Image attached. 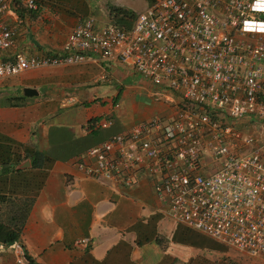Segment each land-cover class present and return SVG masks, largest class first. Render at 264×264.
Listing matches in <instances>:
<instances>
[{"label": "built area", "instance_id": "1", "mask_svg": "<svg viewBox=\"0 0 264 264\" xmlns=\"http://www.w3.org/2000/svg\"><path fill=\"white\" fill-rule=\"evenodd\" d=\"M14 14V0H0L1 52ZM86 60L131 68L172 111L88 148L78 170L126 188L144 172L172 220L264 263V0H154L130 29L85 18L61 54L0 61V81ZM26 256L16 242L0 264H32Z\"/></svg>", "mask_w": 264, "mask_h": 264}, {"label": "crops", "instance_id": "2", "mask_svg": "<svg viewBox=\"0 0 264 264\" xmlns=\"http://www.w3.org/2000/svg\"><path fill=\"white\" fill-rule=\"evenodd\" d=\"M77 4L68 0L70 10ZM47 11L41 6L34 13L24 11L22 17H4L15 34L11 49L0 51V61L10 60L16 53L38 57L61 54L63 42L78 18L59 20L45 15ZM133 72L117 62L86 60L79 65L30 70L0 81L5 92L0 93V143L12 144L8 151L11 155H0V220L11 219L7 207L25 211L18 243L35 264H184L183 255L179 258L177 252L179 260L172 245L174 241L178 246L179 241L185 243L184 235L155 196L144 172L137 173L132 187L126 188L88 178L76 167L78 158L106 135L127 132L155 117V108L161 115L171 113L164 104L151 109L137 105V93L131 91L142 87L122 85ZM102 83L114 87L102 89ZM12 87L17 89L10 91ZM25 88L36 90L38 95L25 97ZM17 96L23 99L14 100ZM60 109H70L79 119L47 123V117H59ZM104 118H111L113 124L99 135L103 129L92 126ZM60 129L72 143H80L79 149L72 147L62 157L49 154L50 142H59ZM27 150L38 151L50 161L33 168L32 159L23 158ZM17 155L22 160L15 167L17 171H11L8 164ZM162 213L174 223L164 224L165 231L158 232L151 222L158 220L161 224ZM85 238L90 240L86 249L74 247L75 241ZM190 245L195 247L193 241ZM10 248L0 245V253L6 254Z\"/></svg>", "mask_w": 264, "mask_h": 264}, {"label": "rangeland", "instance_id": "3", "mask_svg": "<svg viewBox=\"0 0 264 264\" xmlns=\"http://www.w3.org/2000/svg\"><path fill=\"white\" fill-rule=\"evenodd\" d=\"M18 1H19L18 5L20 6H17V8L22 12L26 11L25 7H23L26 0H18ZM35 1L39 7L43 6L48 9L45 15H52V16L54 15L58 17L59 20H67V21L73 20L74 18L76 19L78 18L79 20L78 19L76 20L77 21L76 24L80 20H83L85 18H93L98 25H105L111 22L108 13L109 12L108 9L110 6L122 7L130 11H133L137 15L139 12L143 11L150 4L149 0H76L78 4L76 5L75 9L70 10L68 5V0H35ZM76 14H78V16ZM122 85L126 88L128 87L143 88V89L140 88L141 90L131 91V93L134 92L137 93L135 99L137 105L140 104L143 106H149L150 109L152 106L154 108L156 106L159 107V104L167 105L164 101L158 100L157 96L153 95V93L157 91L156 88L158 87H155L151 85L149 82L143 80L135 72L131 73L130 75H127L124 78ZM159 86L162 87V83ZM99 87H101L102 89H109L108 87L113 88L114 86L107 83H102L99 85ZM118 87H121V85ZM15 89L17 88L16 87L9 88L10 91H13ZM2 92H4V89L0 88V93ZM7 96L10 95L8 94ZM158 110L160 109L155 108V112H157L156 114H158L155 116L165 115V114L161 115L162 112ZM78 117L79 116H77L76 113L74 115L71 114L70 109H60L59 117L58 118L52 117V119L50 118L48 119L47 117V123L65 122L66 120L72 121L74 119L75 120L79 119ZM34 130L37 131V129ZM59 131L60 134L57 135L58 137H60L59 142L56 144L50 142L52 148L49 151V154L62 157L63 155H68L72 147L80 146V143L79 142L72 143L70 141V137L67 134H65L64 130L60 129ZM106 132L107 130L103 129L101 130V133L99 132V135L101 134L104 135ZM111 136H112L111 134L106 135V139L110 138ZM7 208L9 209L7 211V214L11 216L10 214L13 212L12 210H14L16 207L10 206ZM163 216L164 217L162 219L161 224L159 223L158 220H153L151 222L152 227L157 228L158 232L165 231L163 228L164 224H168V222L169 223L175 222L172 219L171 220L174 222H171L170 218L167 217L165 214H163ZM7 219H9V217H7ZM146 222L149 223L150 220ZM176 224L179 225L178 223ZM177 225L176 227L178 228L176 229H178L179 233L184 235L182 241H186V242L183 243L179 241L178 243L182 245V246L179 245L180 246L179 247L177 245V242L174 241L172 245L176 247V250L175 249L173 250V254L177 256V252L179 251V258H181L183 255L185 260L184 264H192L191 262H193L194 264H264L262 261L248 258L247 256L235 251L234 249L227 247L226 245L222 244L221 242L215 239L205 236L204 234L198 231L187 228L184 225H179V226ZM192 241L195 243V247L193 245H190V242ZM176 264H181V263L177 262Z\"/></svg>", "mask_w": 264, "mask_h": 264}, {"label": "trees", "instance_id": "4", "mask_svg": "<svg viewBox=\"0 0 264 264\" xmlns=\"http://www.w3.org/2000/svg\"><path fill=\"white\" fill-rule=\"evenodd\" d=\"M149 2L151 4L154 2V0H149ZM18 4H19V1L14 0V8H15L16 14L19 17H22L23 12L17 8V6H20ZM23 7H25V10L27 11V13H34L40 8L37 4V8L35 10L29 9L26 5V2L23 5ZM108 10H109V12H108L109 17L111 19V22L108 24H112V25H115L117 27L125 28V29L131 28L132 23H133L134 19L136 18V14L133 11H130V10L122 8V7H116V6H110ZM49 56H54V55L47 54L45 57H49ZM21 99H23L22 96L14 97V100H21ZM9 142H12V141L9 140ZM9 150H12V144L11 143H6L5 145H1V143H0V152L2 151L1 152L2 154H0V155L3 156L4 153L11 155V153L8 152ZM23 158L32 159L31 166L33 168L44 166L48 161H50L46 155H44L38 151H33V153H30L27 150L26 153L24 154ZM21 160H22L21 155H17L15 157L13 163L8 164L9 169L11 171H17L15 169V167H16V165L19 164V162ZM12 211H13L12 212L13 216H10L11 219L9 221L0 220V245H5V246L12 245V244L18 242L21 238L23 224H24L23 215H25V211H22V210H20V211L12 210ZM26 257L28 260L31 261L32 264H35L28 256H26Z\"/></svg>", "mask_w": 264, "mask_h": 264}, {"label": "water", "instance_id": "5", "mask_svg": "<svg viewBox=\"0 0 264 264\" xmlns=\"http://www.w3.org/2000/svg\"><path fill=\"white\" fill-rule=\"evenodd\" d=\"M23 95L25 97H33V96H37L38 95V92L32 88H25L23 90Z\"/></svg>", "mask_w": 264, "mask_h": 264}]
</instances>
